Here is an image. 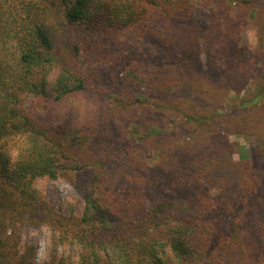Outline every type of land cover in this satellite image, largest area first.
<instances>
[{
    "label": "trees",
    "instance_id": "16d2710c",
    "mask_svg": "<svg viewBox=\"0 0 264 264\" xmlns=\"http://www.w3.org/2000/svg\"><path fill=\"white\" fill-rule=\"evenodd\" d=\"M211 3L217 1L123 0L110 5L103 0H0V264H34L33 246L20 253L16 245L23 225H46L56 245L76 246L73 253L54 255L44 264H264V255L246 236L257 241L258 226H251L264 204V171L257 174L249 161L239 165L230 153L229 158L222 156L216 135L221 114L187 111L193 109L188 95L199 89L196 80H206L209 73L216 83L228 79L225 56L218 50L222 25L213 26L219 15L212 13L209 25L180 27L186 11ZM153 4L160 8L151 9ZM160 15L163 39L152 46L163 58L160 68L168 86L163 92L181 93L173 104L156 106L173 108L178 113L173 116L179 115L177 122L164 118L162 126L187 132L193 122L199 132L210 134L206 142L194 140L183 147L180 156L171 155L170 145L166 156L149 166L134 154L135 140L128 138V130L116 131L117 112L105 109L98 93L88 97L78 122L70 120L66 97L93 91L69 60L80 55L78 36L132 34L141 47L144 35L159 37L151 19ZM196 39L204 45L206 72L194 60L197 52H188ZM221 40L226 42L227 36ZM254 58L248 60L251 66ZM235 60L240 69H250L240 55ZM155 77L159 80L160 74L154 67L143 79ZM262 91L241 98L237 108L255 105ZM117 105L119 110L127 106ZM162 116L149 114L146 119L153 125ZM260 118L263 124L264 114ZM153 127L161 139L173 133ZM258 153L264 165V149ZM226 166L238 174H221ZM64 174L79 177L72 180L83 199L79 215L52 210L34 185L37 178ZM211 182L220 184L218 197L208 196Z\"/></svg>",
    "mask_w": 264,
    "mask_h": 264
},
{
    "label": "rangeland",
    "instance_id": "374dc122",
    "mask_svg": "<svg viewBox=\"0 0 264 264\" xmlns=\"http://www.w3.org/2000/svg\"><path fill=\"white\" fill-rule=\"evenodd\" d=\"M103 1L112 5L123 0ZM216 1V6L212 3L207 6L196 5L192 11H186L182 19L184 22L180 27L194 23L209 25L212 13H215L216 16L219 15L213 26L219 27V22L222 25L218 36V50L225 56L223 63L227 64L224 68L226 70H221L225 72V78L228 79L216 83V76L209 73L206 77V80L209 77L208 81L196 80L194 85L199 89L188 95V98L190 97L188 103H193V109L190 106L187 111L202 109V113H209L211 110H215L217 114H221L222 119L219 129H216V135L219 134L218 141L220 140L219 144L223 148L222 156L228 155L229 158L230 153V157L242 166L246 161H249L255 167L256 173L260 174L264 171V165L258 160V151L264 149V138H261V135L264 134V123L257 120L261 114H264V0ZM154 7L155 10H158L160 5L153 4L151 9ZM161 19V15L158 19H151L153 28L159 33V37L150 34L144 35L141 47H137L134 43L132 34L122 35L112 32L86 39L77 35L80 55L75 59L69 58L72 67L84 79V84L94 91L81 90L67 95L66 100L70 102L67 103L70 104L67 109L71 117L70 120L76 119L78 122L79 115L82 114L89 96L95 93L100 94H96V96L103 102L105 109L106 106H109L110 111L115 109L117 112L115 120L118 128L116 131L124 133L128 130V136L131 135L128 138L135 140L134 154L149 166L162 160L170 145L173 151L171 155L180 156L185 149L183 147L194 140L206 142V137L210 134V130L202 133L200 129L199 132L195 124L192 125L193 122L189 123L191 127L186 130L187 132H183V129L173 125H169L171 128L162 126L164 118L167 117L170 121L174 119L177 122L179 115L173 116V114H178L173 108L157 109L156 106L161 103L168 104V102L173 104V100L177 96L179 98L181 93L179 92L178 95L176 92L174 94H170L169 91L163 92L168 87H165L164 74L160 68L163 58H160V52L152 46L153 43L162 42L164 30L160 25ZM142 25L145 30L152 31V28L146 27L145 23ZM233 33L236 38L230 40L229 36ZM204 34L209 35L208 32H204ZM222 36H227L226 42H222ZM196 41L198 40L196 39ZM212 42L210 40L207 43L211 46ZM60 52L64 53L61 50ZM188 52L190 54L197 52L194 60H198L202 72H206L204 45L198 41L195 48L189 49ZM237 55H240L245 66L250 69H240L243 66L237 65L235 60ZM152 57L159 60L156 65ZM252 57L255 58L251 66L248 60ZM187 58L193 61L191 55H187ZM154 67L160 74L159 80H156L155 77L149 82L144 81V73L154 70ZM176 87L174 84L171 89ZM262 89L263 98L259 102L247 108L243 107L245 109L237 108L241 98L250 97L256 92H261ZM30 100L29 98L24 105L29 106ZM117 104L127 106L125 109L119 110ZM55 107L58 105L53 104L52 108ZM36 112L40 114L39 110ZM149 114H163L164 116L157 118L153 125H150L146 119ZM154 125L161 126L160 128L163 130L165 128L166 132L172 130L173 133H169L168 136L161 139L156 135ZM236 129L243 133L235 131ZM142 137L144 138L142 139ZM169 139L170 141H168ZM225 147H228L226 151ZM257 160L258 165H255ZM220 172L229 177L238 174L227 166L221 168ZM245 175L243 174L242 177ZM75 178L79 179L76 175L66 174L56 178L40 177L35 180L34 185L52 210L64 215H79L82 211L83 199L72 181H75ZM219 185V183L214 185L211 182L207 190L208 196L218 197ZM258 210L259 218L255 219L254 225L251 226L252 230L258 226V231L254 233L257 241L249 237V234L246 236L253 245L257 246L254 248L264 255V204ZM18 234V238L15 240L20 253L26 246H33L34 264H44L50 261L54 255L65 257L73 253L76 248L75 245L70 248L67 243L56 245L55 234L46 225H23L19 227Z\"/></svg>",
    "mask_w": 264,
    "mask_h": 264
}]
</instances>
